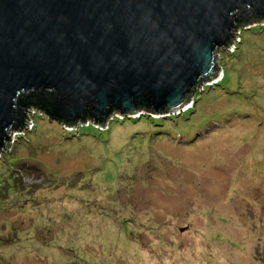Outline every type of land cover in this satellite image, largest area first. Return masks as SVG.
Returning <instances> with one entry per match:
<instances>
[{
	"label": "rangeland",
	"instance_id": "obj_1",
	"mask_svg": "<svg viewBox=\"0 0 264 264\" xmlns=\"http://www.w3.org/2000/svg\"><path fill=\"white\" fill-rule=\"evenodd\" d=\"M261 25L178 112L29 110L0 150V264H264Z\"/></svg>",
	"mask_w": 264,
	"mask_h": 264
},
{
	"label": "water",
	"instance_id": "obj_2",
	"mask_svg": "<svg viewBox=\"0 0 264 264\" xmlns=\"http://www.w3.org/2000/svg\"><path fill=\"white\" fill-rule=\"evenodd\" d=\"M260 24L264 0H0V150L32 108L102 129L183 110L220 77L216 54Z\"/></svg>",
	"mask_w": 264,
	"mask_h": 264
},
{
	"label": "trees",
	"instance_id": "obj_3",
	"mask_svg": "<svg viewBox=\"0 0 264 264\" xmlns=\"http://www.w3.org/2000/svg\"><path fill=\"white\" fill-rule=\"evenodd\" d=\"M264 28V27H263ZM30 110H32V111H34V109L32 108V109H30ZM36 111H39V110H36ZM40 112V111H39ZM144 115V114H143ZM86 121H93L92 119L91 120H89V119H87ZM85 122V121H84ZM94 122V121H93ZM59 123V122H58ZM97 126H102V125H99V124H97L96 122H94ZM61 124L62 125H64V126H66V127H68V126H70V127H75L76 126V123L75 124H72V123H68V124H66V123H64V122H61ZM23 129V127L20 129V130H22ZM19 130V131H20Z\"/></svg>",
	"mask_w": 264,
	"mask_h": 264
},
{
	"label": "built area",
	"instance_id": "obj_4",
	"mask_svg": "<svg viewBox=\"0 0 264 264\" xmlns=\"http://www.w3.org/2000/svg\"><path fill=\"white\" fill-rule=\"evenodd\" d=\"M261 26H264V24H263V25H261ZM238 40H239L238 38H236V39H235V41H238ZM237 43H238V42H237Z\"/></svg>",
	"mask_w": 264,
	"mask_h": 264
},
{
	"label": "bare ground",
	"instance_id": "obj_5",
	"mask_svg": "<svg viewBox=\"0 0 264 264\" xmlns=\"http://www.w3.org/2000/svg\"><path fill=\"white\" fill-rule=\"evenodd\" d=\"M223 51H225V49H222Z\"/></svg>",
	"mask_w": 264,
	"mask_h": 264
}]
</instances>
